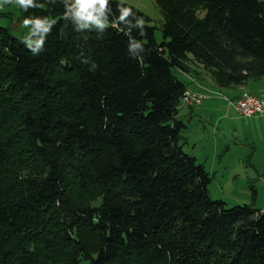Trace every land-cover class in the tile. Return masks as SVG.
I'll use <instances>...</instances> for the list:
<instances>
[{
    "label": "trees",
    "instance_id": "trees-1",
    "mask_svg": "<svg viewBox=\"0 0 264 264\" xmlns=\"http://www.w3.org/2000/svg\"><path fill=\"white\" fill-rule=\"evenodd\" d=\"M15 1L56 23L0 26V264H264V212L211 197L179 118L191 60L220 90L264 77V0H156L161 42L118 0L103 31Z\"/></svg>",
    "mask_w": 264,
    "mask_h": 264
},
{
    "label": "rangeland",
    "instance_id": "rangeland-1",
    "mask_svg": "<svg viewBox=\"0 0 264 264\" xmlns=\"http://www.w3.org/2000/svg\"><path fill=\"white\" fill-rule=\"evenodd\" d=\"M118 1L129 4L148 15L151 18L150 24L156 28V40L163 41L162 27L165 20L156 0ZM24 21L15 0H0V26L10 28L17 38H24L30 33V25L26 26ZM191 58L194 59L193 56ZM189 64L191 68L198 69L202 71L201 73L205 72L194 60H191ZM215 92L220 94L208 92L210 98L203 102L204 107L195 110L193 117L187 116L186 108L180 111L181 119L187 125L183 135L189 137L191 141L194 139L197 143L198 155L207 159L206 165L208 164L209 167L207 171L212 177L209 189L214 200L225 202L229 208L255 203V207L264 212V182L256 180L255 174L251 173L253 168L246 157L239 156L243 145L246 144L245 140L252 134L248 125L249 120L234 111L225 98L229 95L224 90L217 89ZM198 114L203 115L204 118L197 117ZM234 134L239 135L237 137L240 142L232 137ZM183 142L184 140L181 143ZM184 149L190 153L186 144ZM201 162L199 159L198 164ZM92 202L98 203L99 200L97 198Z\"/></svg>",
    "mask_w": 264,
    "mask_h": 264
},
{
    "label": "crops",
    "instance_id": "crops-1",
    "mask_svg": "<svg viewBox=\"0 0 264 264\" xmlns=\"http://www.w3.org/2000/svg\"><path fill=\"white\" fill-rule=\"evenodd\" d=\"M199 72L200 76L197 78L190 77L191 74H183V77L187 78L192 83L190 84V88L199 89L202 86L204 88H209L217 91L218 87L215 85L210 75L206 71V73H201L202 71ZM224 91L229 95L228 97H230L231 99H237L244 92H249L264 100V77L257 80L251 79L243 85L232 87ZM202 106L203 104L194 108L183 107L181 108V110H184V108H186V110L188 109L186 113L187 116L193 117L195 110ZM180 113L179 118H181ZM197 117L204 118L203 115L200 114H198ZM248 120L250 133L252 132V134L245 140L246 144L243 145V149L241 150V152H239V156L244 158L246 157L249 165L253 168V171L251 173L252 175L253 173L255 174L256 180H258L259 182H264V114L249 118ZM237 136L239 135H232V137H235L236 141L240 142ZM185 144L190 149V154H193L197 158V160L200 159L202 161L201 164L204 165L206 169L209 168L208 164L206 165L207 159H204V157L198 155V151L196 150L197 143L194 142V139H192L191 141L189 137L185 136ZM242 160L243 162H245L244 159Z\"/></svg>",
    "mask_w": 264,
    "mask_h": 264
},
{
    "label": "clouds",
    "instance_id": "clouds-1",
    "mask_svg": "<svg viewBox=\"0 0 264 264\" xmlns=\"http://www.w3.org/2000/svg\"><path fill=\"white\" fill-rule=\"evenodd\" d=\"M19 4L27 10L30 6H36L34 4V0H19ZM65 17L69 16L76 21V31H81L82 29L88 28L91 29L94 26H99L101 31H103L107 27V15L106 10L108 11V0H65ZM121 15L120 20L125 21L127 17L132 15L131 8H125L121 5L120 8ZM45 18H26L24 23L25 25H33L31 31H35L36 28H43L44 32H49L53 24L56 23L54 19H51L50 22L45 23ZM131 23V21H128ZM136 24L141 28L143 32V18H138L136 20ZM143 44L140 42L130 43L129 51L133 48H142ZM88 63L87 60L84 61ZM95 68V65H92Z\"/></svg>",
    "mask_w": 264,
    "mask_h": 264
},
{
    "label": "built area",
    "instance_id": "built-area-1",
    "mask_svg": "<svg viewBox=\"0 0 264 264\" xmlns=\"http://www.w3.org/2000/svg\"><path fill=\"white\" fill-rule=\"evenodd\" d=\"M208 92L220 94L202 86L199 89H187L182 97L181 106H201L206 99L210 98ZM225 98L241 117L249 119L264 114V100L249 92H244L238 99Z\"/></svg>",
    "mask_w": 264,
    "mask_h": 264
}]
</instances>
